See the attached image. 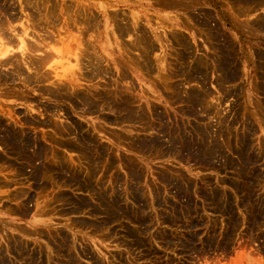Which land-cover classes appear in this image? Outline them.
I'll return each mask as SVG.
<instances>
[{"label": "rangeland", "instance_id": "obj_1", "mask_svg": "<svg viewBox=\"0 0 264 264\" xmlns=\"http://www.w3.org/2000/svg\"><path fill=\"white\" fill-rule=\"evenodd\" d=\"M0 26L31 44L0 67V264H264V0H0Z\"/></svg>", "mask_w": 264, "mask_h": 264}, {"label": "bare ground", "instance_id": "obj_2", "mask_svg": "<svg viewBox=\"0 0 264 264\" xmlns=\"http://www.w3.org/2000/svg\"><path fill=\"white\" fill-rule=\"evenodd\" d=\"M29 1H30V0H29ZM5 2H6V1H5ZM8 2H9V1H8ZM27 2H28V0H27ZM21 4H22V3H21ZM11 6H12V5H11ZM56 6H57V5H56ZM2 11H3V10H2ZM12 12H13V11H12ZM6 13H7V12H6ZM10 13H11V11H10ZM31 15H32V14H31ZM38 15H39V14H38ZM38 15H37V16H38ZM42 15H43V14H42ZM37 16H36V17H37ZM40 16H41V15H40ZM15 17H16V16H15ZM4 18H5V17H4ZM31 19H32V18H31ZM31 19H30V21H31ZM7 20H8V19H7ZM7 20H6V21H7ZM15 20H16V19H15ZM27 20H28V19H27ZM39 20H41V19H39ZM56 20H57V19H56ZM69 20H70V19H69ZM116 21H117V20H116ZM9 22H11V21L9 20ZM9 22H7V23H9ZM13 22H14V20H13ZM13 22H12V23H13ZM118 22H119V21H118ZM5 23H6V22H5ZM5 23H4V24H5ZM31 23H32V22H31ZM9 24H11V23H9ZM33 24H34V23H33ZM1 25H2V24H1ZM2 26H3V25H2ZM9 26H10V25H8V28H11V27H9ZM84 26H85V25H84ZM3 27H5V25H4ZM29 27H30V26H29ZM35 27H36V26H35ZM0 28H2V27L0 26ZM128 28H129V27H128ZM134 29H136V28H134ZM62 30H63V29H62ZM14 31H16V30H13V29H12V33H14ZM85 31H86V30H85ZM120 31H121V30H120ZM120 31H118V32H120ZM129 31H130V30H129ZM162 31H163V30H162ZM164 32H165V31H164ZM18 33H20V31H19ZM22 33H23L22 35L17 34V33H15V34H17V35L14 34L15 36L12 35L14 39H15V37H16V41H15V40L13 41V42H14V43H13L14 45H13L12 43H10V44H12V46H11V45H10V46L8 45V44H9L8 42L10 41V40H9V37H10V36H9V37L7 36L8 34L6 35V34L2 33V34H4V35L6 36V37H4V36L2 35L3 38H1V36H0V67H1V66H5V65H7L8 61L12 58V57H8V56L11 55V54H13V53H15V52L18 53L19 57L21 58V59L19 58V59H20L19 61H21V60H25L26 58L29 57V54H30V48H29V45H28V44H30V42L27 43V42H28V41H27V37L29 38L30 35L28 36V34L26 33V29H23V32H22ZM88 33H89V32H88ZM88 33H87V34H88ZM120 33H121V32H120ZM81 34H82V33H81ZM123 34H124V33H123ZM125 35H126V34H125ZM125 35H124V36H125ZM60 36H61V35H60ZM121 36H122V35H121ZM7 37H8V38H7ZM35 37H36V36H35ZM126 37H127V35H126ZM6 38H7V40H4V39H6ZM11 38H12V37H10V39H11ZM33 38H34V37H33ZM33 38H32V39H33ZM49 38H50V37H49ZM121 38H122V37H121ZM138 38H139V37H138ZM161 38H162V37H161ZM163 39H164V38H163ZM29 40H30V39H29ZM71 40H72V39H71ZM71 40H70V41H71ZM74 40H76V39H74ZM50 41H51V40H50ZM37 42H38V40H37ZM91 42H92V41H91ZM138 42H139V40H138ZM5 43H6V45H5ZM35 43H36V42H35ZM132 43H133V42H132ZM82 44H83V43H82ZM133 44H134V43H133ZM30 45H31V44H30ZM38 45H39V44H38ZM42 45H43V44H42ZM46 45H47V44H46ZM85 45H86V44H85ZM136 45H137V44H136ZM83 46H84V44H83ZM121 46H122V45H121ZM39 47H40V46H39ZM84 47H85V46H84ZM88 47H90V46H88ZM135 47H136V46H135ZM78 48H79V45H78ZM131 48H132V47H131ZM48 49H49V48H48ZM123 49H124V48H123ZM15 50H16V51H15ZM35 50L37 51V49H35ZM35 50H34V52H36ZM42 50H43V49H42ZM46 50H47V49H46ZM53 50H54V49H53ZM79 50H80V49H79ZM135 50H136V49H135ZM150 50H151V49H150ZM43 51H44V50H43ZM50 51H51V50H50ZM54 51L57 53L56 49H55ZM77 51H78V50H77ZM37 52H38V51H37ZM40 52H42V51H40ZM48 52H49V51H48ZM48 52H47V54L50 53V52H49V53H48ZM52 52H53V51H52ZM55 52H54V53H55ZM82 52H84V51H82ZM31 53H33V48H32V52H31ZM56 53H55V54H56ZM84 53H85V52H84ZM84 53H83V56L86 58V56H88V55H84ZM47 54H46V57L48 56V58H49L50 55H51V53H50L49 55H47ZM55 54H54V55H55ZM58 54H59V53H58ZM79 54H80V53H79ZM33 55H35V54H33ZM43 55H45V53H44ZM52 55H53V54H52ZM56 55H57V54H56ZM81 55H82V53L80 54V56H81ZM121 55H123V54H121ZM14 56H15V55H14ZM14 56H13V57H14ZM80 56H79V58H80ZM46 57H45V59L47 60ZM54 57H55V56H54ZM231 57H232V56H231ZM41 58H43L42 55H41V57H40V60H42ZM50 58H51V57H50ZM76 58H77V57H76ZM79 58H77V60H78ZM87 58L90 59V58H91V55H90V57H87ZM93 58H94V57H93ZM93 58H92V60H93ZM17 59H18V58H17ZM37 59H38V58H37ZM37 59H36V61H39V59H38V60H37ZM43 59H44V58H43ZM45 59H44V61H45ZM34 60H35V59H34ZM49 60H50V59H49ZM49 60H47V61H49ZM52 60H53V59H52ZM52 60H50V61H52ZM77 60H75V63L78 65V63L76 62ZM92 60H88V61H92ZM50 61H49V62H50ZM78 61H79V60H78ZM83 61H85V59H84ZM88 61H87V62H88ZM30 62H31V61H30ZM45 62H46V61H45ZM81 62H82V61H81ZM96 62H97V61H96ZM116 62H117V61H116ZM31 63H32V62H31ZM33 63H34V65L36 64L35 62H33ZM33 63H32V64H33ZM93 63H94V62H93ZM225 63H226V62H225ZM41 64H42V62H41ZM81 64H82V63H81ZM81 64H79V65H81ZM17 65H18V64H17ZM77 65H76V66H77ZM89 65H90V64H89ZM92 65H93V64H92ZM220 65H221V64H220ZM25 66H28V64H27L26 62H24V66H23V67L25 68ZM42 66H44V65H42ZM74 66H75V65H74ZM74 66H73V68H74ZM94 66H96L95 63H94ZM94 66H92V67L94 68ZM17 67H19V66H17ZM30 67H31V66H30ZM32 67H34V66H32ZM218 67H219V66H218ZM227 67H228V66H227ZM26 68H27L28 71L30 70V68H28V67H26ZM75 68H76V67H75ZM14 69H15V68H14ZM31 69H32V68H31ZM86 69H87V68H86ZM37 70H39V69L37 68ZM41 70H42V73H43V70H44V69H41ZM41 70H40V72H41ZM79 70H81V68H80ZM79 70H78V71H79ZM17 71H18V70H17ZM21 71H22V70H21ZM28 71H27V72H28ZM31 71H33V70H31ZM104 71H105V70H104ZM19 72H20V71H18V73H19ZM29 72H30V71H29ZM29 72H28V74H30ZM33 72H36V69H35V71H33ZM38 72H39V71H38ZM40 72H39V73H40ZM44 72H45V71H44ZM79 72H81V71H79ZM91 72H92V71H91ZM95 72H96V71H95ZM95 72H94V73H95ZM105 72H106V71H105ZM15 73H16V72H15ZM18 73H17V75H19ZM23 73H24V72H23ZM39 73H38V76L40 75ZM42 73H41V74H42ZM46 73H47V72H46ZM67 73H68V72H67ZM97 73H98V72H97ZM218 73H219V72H218ZM3 74H5V73L3 72ZM20 74H21V73H20ZM24 74H25V73H24ZM47 74H49V73H47ZM47 74L45 75V78L47 77ZM92 74H93V73H92ZM17 75H16V76H17ZM53 75H54V76H52V75H51V76H52V77H58V78H56L57 80L55 79L56 82H60V83L63 84V82L59 81V80H60V79H59L60 77H59V75H58V72H56V70H54V74H53ZM9 76H11V74H9ZM28 76H29V75H28ZM36 76H37V75H36ZM48 76H49V75H48ZM69 76L72 77V78L70 79V81H71L70 83H72L71 85H73V83H75L74 86H77V85H76V83H77V78L80 77V76H78V77H77V75L75 76L74 71H73L72 73H68L67 75L64 74V76L62 77V80H65V82H67V81H66V78H69ZM197 76H199V75H197ZM202 76H203V75H202ZM7 77H8V76H7ZM49 77H50V76H49ZM76 77H77V78H76ZM82 77H83V76H82ZM199 77H200V76H199ZM223 77H224V76H223ZM22 78H23V77H22ZM22 78H21V79H22ZM33 78H34V77H33ZM36 78H37V77H36ZM43 78H44V76H43ZM50 78H51V77H50ZM80 78H81V77H80ZM90 78H91V77H90ZM27 79H28V78H27ZM30 79H31V78H30ZM227 79H228V78H227ZM9 80H11V79H9ZM12 80H13V79H12ZM28 80H29V79H28ZM28 80H27V81H28ZM39 80H40V79H39ZM47 80H49V79H46V81H47ZM79 80H80V79H79ZM90 80H91V79H90ZM112 80H113V79H112ZM25 81H26V79H25ZM42 81H43V80H42ZM68 81H69V79H68ZM195 81H196V80H195ZM7 82H8V81H7ZM15 82H16V81H15ZM193 82H194V81H193ZM229 82H230V81H229ZM9 83H10V82H9ZM11 83H12V81H11ZM25 83H26V82H25ZM41 83H42V82H41ZM52 83H54V82H52ZM67 83H68V82H67ZM70 83H69V84H70ZM33 84H36V83H33ZM69 84H68V85H69ZM110 84H111V83H110ZM28 85H30V84H28ZM52 85H53V84H52ZM202 85H203V84H202ZM66 86H67V85H66ZM78 86H79V85H78ZM183 86H184V85H183ZM37 87H38V86H37ZM72 87H73V86H72ZM94 87H95V86H94ZM53 88H54V87H53ZM66 88H67V87H66ZM66 88H65V89H66ZM74 88H75V87H74ZM114 88H115V86H114ZM124 88H125V87H124ZM191 88H192V87H191ZM39 89H40V88H39ZM95 89H96V88H95ZM120 89H121V88H120ZM22 90H23V89H22ZM55 90H56V88H55ZM106 90H107V89H106ZM15 91H16V90H15ZM127 91H128V90H127ZM16 92H17V91H16ZM16 92H15V93H16ZM59 92H61V91H59ZM85 92H86V91H85ZM9 93H10V92H9ZM22 93H23V92H22ZM62 93H63V92H62ZM87 93H88V92H87ZM45 94H46V92H45ZM50 94H51V93H50ZM70 94H71V93H70ZM88 94H89V93H88ZM1 95H2V94H1ZM16 95H18V94H16ZM22 95H23V94H22ZM25 95H26V94H25ZM48 95H49V94H48ZM193 95H194V94H193ZM49 96H50V95H49ZM115 96H116V95H115ZM202 96H203V95H202ZM206 96H207V95H206ZM4 97H5V95H4ZM8 97H10V96L8 95ZM11 97H12V96H11ZM58 97H59V96H58ZM207 97H208V96H207ZM194 98H195V96H194ZM19 99H20V98H19ZM141 99H142V98H141ZM197 99H198V98H197ZM198 100H199V99H198ZM205 100H207V99H205ZM205 100H204V102H205ZM23 101H25V100H23ZM142 101H143V100H142ZM139 102H140V101H139ZM30 103H31V102H30ZM145 104H147V103H145ZM200 107H201V106H200ZM30 108H31V107H30ZM32 108H33V107H32ZM148 108H149V107H148ZM197 108H198V107H197ZM202 109H203V108H202ZM10 110H11V109H10ZM33 110H34V108H33ZM12 111H13V110H12ZM13 112H14V111H13ZM29 112H30V111H29ZM150 112H151V111H150ZM157 112H158V111H157ZM110 113H111V112H110ZM145 114H146V113H145ZM218 115H220V114H218ZM28 116H29V115H28ZM124 116H125V115H124ZM141 116H142V115H141ZM141 116H140V117H141ZM148 116H149V115H148ZM185 116H186V115H185ZM201 116H202V115H201ZM204 116H205V115H204ZM0 117H2V116L0 115ZM140 117H139V118H140ZM149 117H151V116H149ZM153 117H154V116H153ZM186 117H187V116H186ZM212 117H213V116H212ZM215 117H216V116H215ZM136 118H137V116H136ZM204 118H205V117H204ZM217 118H218V117H217ZM5 119H6V118H5ZM117 119H118V118H117ZM133 119H135V118H133ZM141 119H142V118H141ZM191 119H192V117H191ZM197 119H198V118H197ZM145 120H146V119H145ZM150 120H151V119H150ZM44 121H45V120H44ZM136 121H137V120H136ZM153 121H154V120H153ZM158 121H159V120H158ZM200 121H201V119H200ZM18 122H19V121H18ZM38 122H39V121H38ZM48 122H49V121H48ZM120 122H121V121H120ZM125 122H126V121H125ZM156 122H157V121H156ZM160 122H161V121H160ZM223 122H224V121H223ZM225 122H226V121H225ZM128 123H129V122H128ZM134 123H136V122H134ZM134 123H133V124H134ZM141 123H142V122H141ZM144 123H145V122H144ZM149 123H150V122H149ZM151 123H152V121H151ZM163 123H164V122H163ZM199 123H200V122H199ZM219 123H220V122H219ZM22 124H23V123H22ZM118 124H120V123H118ZM133 124H132V125H133ZM145 124H146V123H145ZM221 124H222V123H221ZM224 124H225V123H224ZM20 125H21V124H20ZM124 125H125V124H124ZM129 125L131 126V124H129ZM136 125H138V124H136ZM136 125H135V126H136ZM148 125H149V124H148ZM45 126H47V125H45ZM59 126H60V125H59ZM158 126H159V125H158ZM165 126H166V125H165ZM177 126H178V125H177ZM197 126H198V125H197ZM32 127H33V126H32ZM133 127H134V126H133ZM140 127L142 128V127H144V126H140ZM151 127H152V126H151ZM207 127H208V126H207ZM227 127H229V126H227ZM227 127H226V128H227ZM26 128H27V127H26ZM196 128H197V127H196ZM19 129H20V128H19ZM27 129H28V128H27ZM57 129H58V128H57ZM122 129H123V128H122ZM150 129L152 130V128H150ZM154 129H156V128H154ZM166 129H167V127H166ZM180 129H181V128H180ZM128 130H129V129H128ZM132 130H133V129H132ZM136 130H137V128H136ZM139 130H140V129H139ZM169 130H170V129H169ZM20 131H21V130H20ZM60 131H61V130H60ZM147 131H149V130H147ZM153 131H154V130H153ZM80 132H81V131H80ZM121 132H122V131H121ZM128 132H129V131H128ZM137 132H138V130H137ZM145 132H146V131H145ZM150 132H151V131H150ZM157 132H158V131H157ZM167 132H168V131H167ZM242 132H243V131H242ZM251 133H252V132H251ZM3 134H4V132H3ZM116 134H118V133H116ZM133 134H134V133H133ZM167 134H168V133H167ZM173 134H174V133H173ZM218 134H219V133H218ZM1 135H2V134H1ZM160 135H161V134H160ZM169 135L171 136V134H169ZM196 135H197V134H196ZM209 135H210V134H209ZM21 136H23V135H21ZM74 136H75V135H74ZM74 136H72V137H74ZM79 136H80V135H79ZM119 136H120V135H119ZM174 136H175V135H174ZM198 136H199V135H198ZM215 136H216V134H215ZM248 136H249V135H248ZM80 137H81V136H80ZM120 137H121V136H120ZM120 137H119V138H120ZM210 137H211V136H210ZM226 137H227V136H226ZM75 138H76V136H75ZM116 138H118V136H116ZM249 138H250V137H249ZM68 139H69V138H68ZM71 139H72V138H71ZM124 139H125V138H124ZM175 139H176V137H175ZM204 139H206V137H205ZM213 139H214V138H213ZM226 139H227V138H226ZM53 140H54V139H53ZM75 140H76V139H75ZM130 140H131V139H130ZM69 141H70V140H69ZM71 141H72V140H71ZM209 141H210V139H209ZM223 141H224V140H223ZM77 142H78V141H77ZM122 142H123V141H122ZM164 142H165V140H164ZM171 142H172V141H171ZM204 142H205V141H204ZM213 142H214V141H213ZM238 142H239V141H238ZM64 143H65V141H64ZM86 143H88V141H87ZM133 144H135V143H133ZM259 144H260V143H259ZM73 145H74V144H73ZM88 145H89V143H88ZM136 145H137V144H136ZM136 145H135V146H136ZM205 145H206V143H205ZM205 145H203V146H205ZM219 145H221V144H219ZM77 146H78V145H77ZM128 146H129V145H128ZM140 146H141V145H140ZM206 146H207V145H206ZM246 146H247V145H246ZM11 147H12V146H11ZM11 147H10V148H11ZM259 147H260V146H259ZM65 148H66V147H65ZM131 148H132V147H131ZM133 148H134V147H133ZM133 148H132V149H133ZM214 148H215V147H214ZM4 149H5V148H4ZM83 149H84V147H83ZM86 149H87V146H86ZM106 149H107V148H106ZM164 149H165V148H164ZM168 149H169V148H168ZM201 149H202V148H201ZM209 149H210V148H209ZM216 149H217V148H216ZM65 150H66V149H65ZM72 150H73V149H72ZM190 150H191V149H190ZM207 150H208V149H207ZM250 150H251V149H250ZM33 151H34V150H33ZM48 151H49V150H48ZM203 151H204V150H203ZM229 151H230V150H229ZM52 152H53V151H52ZM86 152H87V151H86ZM93 152H94V151H93ZM209 152H210V151H209ZM248 152H249V151H248ZM74 153H75V152H74ZM80 153H81V152H80ZM87 153H88V152H87ZM193 153H194V152H193ZM211 153H212V152H211ZM246 153H247V152H246ZM110 154H111V153H110ZM6 155H7V154H6ZM17 155H18V154H17ZM86 155H87V154H86ZM94 155H95V154H94ZM97 155H98V154H97ZM105 155H106V154H105ZM224 155H225V154H224ZM235 155H236V154H235ZM10 156H11V155H10ZM168 156H169V155H168ZM195 156H196V155H195ZM207 156H208V155H207ZM245 156H246V155H245ZM46 157H47V156H46ZM106 157H107V156H106ZM108 157H109V156H108ZM221 157H222V155H221ZM57 158H58V157H57ZM92 158H93V156H92ZM0 159H1V158H0ZM83 159H84V158H83ZM194 159H195V158H194ZM8 160H10V159H8ZM56 160H57V159H56ZM101 160H102V159H101ZM101 160H100V161H101ZM205 160H206V159H205ZM224 160H225V159H224ZM248 160H249V159H248ZM248 160H247V161H248ZM21 161H22V160H21ZM201 161H202V160H201ZM253 161H254V160H253ZM0 162H1V161H0ZM220 162H221V161H220ZM222 162H223V161H222ZM46 163H47V162H46ZM57 163H59V162H57ZM83 163H84V162H83ZM87 163H89V162H87ZM91 163H92V162H91ZM189 163H190V162H189ZM210 163H211V162H210ZM224 163H225V162H224ZM4 164H5V163H4ZM6 164H7V163H6ZM55 164H56V163H55ZM89 164H90V163H89ZM244 164H245V163H244ZM253 165H254V164H253ZM27 166H28V165H27ZM43 166H44V165H43ZM208 166H209V165H208ZM225 166H227V165H225ZM225 166H224V167H225ZM238 166H239V165H238ZM247 166H248V165H247ZM1 167H2V166H1ZM61 167H62V166H61ZM61 167H60V168H61ZM137 167H138V166H137ZM199 167H200V165H199ZM211 167H212V166H211ZM248 167H249V166H248ZM8 168H9V167H8ZM10 168H11V167H10ZM12 168H13V167H12ZM57 168H59V167H57ZM92 168H93V167H92ZM237 168H238V167H237ZM44 169H45V168H44ZM113 169H114V168H113ZM0 170H1V169H0ZM89 170H90V167H89ZM87 171H88V170H87ZM139 171H140V170H139ZM214 171H215V170H214ZM246 171H247V170H246ZM248 171H249V170H248ZM94 172H95V171H94ZM235 172H236V171H235ZM15 174H17V173H15ZM34 174H36L35 171H34ZM41 174H43V173H41ZM41 174H40V175H41ZM45 174H46V173H45ZM45 174H44V175H45ZM66 174H68V173H66ZM136 174H137V173H136ZM246 174H247V173H246ZM70 176H71V175H70ZM29 177H30V176H29ZM238 177H239V176H238ZM69 179H70V178H69ZM126 179H127V178H126ZM38 180H39V179H38ZM36 181H37V180H36ZM76 181H77V180H76ZM89 181H90V180H89ZM72 183H73V182H72ZM101 183H102V182H101ZM116 184H117V183H116ZM118 186H119V185H118ZM136 187H137V186H136ZM249 187H250V186H249ZM93 190H94V189H93ZM240 190H241V189H240ZM20 192H21V191H20ZM111 193H112V192H111ZM111 193H110V194H111ZM134 193H135V192H134ZM21 194H22V193H21ZM112 194H113V193H112ZM109 196H110V195H109ZM109 196H108V197H109ZM132 198H133V197H132ZM108 200H109V199H108ZM215 200H216V199H215ZM223 200H224V199H223ZM113 202H114V201H113ZM110 203H111V202H110ZM110 203H109V204H110ZM24 205H25V204H24ZM228 210H229V209H228ZM261 213H262V212H261Z\"/></svg>", "mask_w": 264, "mask_h": 264}]
</instances>
